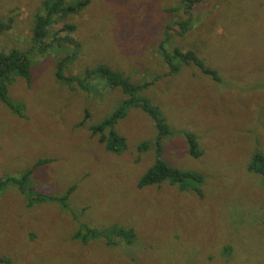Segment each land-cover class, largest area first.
<instances>
[{"label": "rangeland", "instance_id": "1", "mask_svg": "<svg viewBox=\"0 0 264 264\" xmlns=\"http://www.w3.org/2000/svg\"><path fill=\"white\" fill-rule=\"evenodd\" d=\"M42 1L0 0V19L15 23L0 34L2 53L30 48ZM179 3L89 0L83 12L53 23L44 41L67 35L88 47L63 64L65 75L80 77L82 61H91L113 65L132 83L151 82L139 96L168 125L161 144L154 121L134 103L113 125L126 150L112 153L91 134L126 94L95 79L96 92L58 81L56 62L71 44L33 52L28 77L14 74L7 97L21 109L0 100V180L32 168V192L44 198L35 202L12 182L0 191V264H264V163H251L257 150L264 154V0H200L175 15ZM65 21L75 28L61 32ZM174 47L193 52L209 72L193 59H173L180 66L169 73L163 52ZM186 132L200 156L189 152ZM155 156L198 171L203 196L168 181L139 187ZM113 225L128 237H73L79 228ZM231 245L239 248L230 263L220 253Z\"/></svg>", "mask_w": 264, "mask_h": 264}, {"label": "trees", "instance_id": "2", "mask_svg": "<svg viewBox=\"0 0 264 264\" xmlns=\"http://www.w3.org/2000/svg\"><path fill=\"white\" fill-rule=\"evenodd\" d=\"M200 0H180L179 5L176 7H171L172 13L175 15L182 9L190 10L196 3ZM89 5V0H43L38 9L35 11L33 16V21H31L32 26V35L31 41L32 45L29 49H26L25 52H21L17 49H11L9 54H4L0 51V100L5 103L12 110H16L20 112V106L15 105L13 101H11L7 97V85H9L14 78V74L20 75L23 77H28V70L30 69L29 65V56L33 52L43 53L47 48L53 47L60 48L63 50V47H67V44H71V51L66 52L67 55L62 57L60 60L56 62V72L55 75L58 81L62 82L67 88L73 89L75 87L81 89H90L88 84V80L93 77L103 78L107 81V84L111 87H118L124 94H126V100L122 102H118L112 111L103 117L97 124L90 125L89 129L91 130L92 135H97L98 140L104 143V148L112 153L120 154L124 150L127 149V144L125 143L124 137L119 135L117 131L113 128L115 121L120 116H123L130 109V105L133 103L142 108L150 118L154 121L156 126V131L158 134V139L155 144H161L163 142V134L169 132L168 125L164 117H160L161 111L154 106L147 98L139 96V91L148 86L151 82H141V84L132 83L134 81L130 80V76L123 73L121 70H117L113 68V65L103 64V63H94L91 61L85 62L82 61V65H87L82 69V75L80 77L74 76H65L63 71L61 72V67H66L70 61H77V58H82L86 52L88 51V47L85 44L75 42L69 38V36L64 35L61 38L52 37V41L48 44H44L46 37L50 36V28L53 23L57 22L60 19L66 18V16H74L79 11L83 12V8H87ZM43 8L45 10L42 13L39 9ZM81 12V13H82ZM64 25L60 28L61 32L63 31H71L75 28V25L65 21ZM176 24L179 23L180 29H185L188 26V21L180 22L177 20ZM186 27H183L185 26ZM15 26L14 16L10 17L6 21L0 19V34H4L6 30ZM168 40V38H167ZM164 41V40H163ZM86 47H85V46ZM193 52L186 51L181 52L179 48L174 47L173 52H166L164 54L165 62L170 65L169 73H173L178 70L179 64H175L173 59L181 60L182 62H188L189 59H193V62L199 66L201 69L205 68L199 65V61L196 60V57L193 56ZM97 58L100 56L95 54ZM79 64H81L79 62ZM208 72L209 70L205 68ZM214 74V72H211ZM158 77V76H157ZM76 82V84H74ZM141 88V89H140ZM24 114V112H22ZM189 144V152L194 156H200L201 151L197 148L194 135L191 133H185ZM149 146L147 143H141L138 145V149H143ZM259 148L257 144L254 146V149ZM161 153V148L157 149V156ZM155 162L147 168V170L141 175L138 180L137 185L139 187L147 186V185H158L164 181H168L169 184L177 185L181 191H185L186 189H191L195 192V194L199 197L203 196V190H201L198 185L202 181V176L198 173V171H190L184 170L182 168L174 167L170 165L167 161L159 159L156 157ZM254 161H261L260 163H264V154L261 151H256L251 157V163ZM44 160H39L38 163H43ZM251 169V168H250ZM32 172V168L24 169L17 175L6 176V179L0 180V191L12 182L17 188L25 194V192L33 193V186L30 184V174ZM73 189L71 186L70 190L64 193V196H67ZM35 202H38L40 199L44 197L40 195L35 196L33 193ZM33 204V203H32ZM31 205V204H30ZM74 238H81L83 242H86L89 237L92 238H104L108 243H115L117 238L123 239L124 237H128V232L123 228L117 226H110L106 229L97 230L95 228L86 227L84 232L82 228H79L74 234ZM239 248L237 246H227L225 247L220 255L224 253L223 256L225 260L229 261V255L232 250ZM1 261V259H0ZM231 263V262H230Z\"/></svg>", "mask_w": 264, "mask_h": 264}, {"label": "clouds", "instance_id": "3", "mask_svg": "<svg viewBox=\"0 0 264 264\" xmlns=\"http://www.w3.org/2000/svg\"><path fill=\"white\" fill-rule=\"evenodd\" d=\"M65 75V74H64ZM65 76H74V75H65ZM90 79H95L96 81H103L104 82V89H109V88H114V87H111L107 84V81L103 78H99V77H93V78H90ZM90 79L88 80V84L90 86V89H85L89 92H96L97 91V84H90ZM122 92V91H121ZM123 93V92H122ZM124 94V93H123ZM125 95V94H124ZM127 98V96L125 95V99ZM26 137V136H25ZM2 259V258H0Z\"/></svg>", "mask_w": 264, "mask_h": 264}]
</instances>
